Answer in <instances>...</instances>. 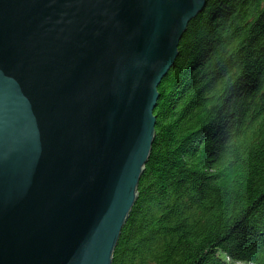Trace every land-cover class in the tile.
<instances>
[{
    "label": "water",
    "instance_id": "water-1",
    "mask_svg": "<svg viewBox=\"0 0 264 264\" xmlns=\"http://www.w3.org/2000/svg\"><path fill=\"white\" fill-rule=\"evenodd\" d=\"M205 3L0 0V264H112Z\"/></svg>",
    "mask_w": 264,
    "mask_h": 264
},
{
    "label": "trees",
    "instance_id": "trees-1",
    "mask_svg": "<svg viewBox=\"0 0 264 264\" xmlns=\"http://www.w3.org/2000/svg\"><path fill=\"white\" fill-rule=\"evenodd\" d=\"M178 51L112 264H264V0H206Z\"/></svg>",
    "mask_w": 264,
    "mask_h": 264
},
{
    "label": "rangeland",
    "instance_id": "rangeland-1",
    "mask_svg": "<svg viewBox=\"0 0 264 264\" xmlns=\"http://www.w3.org/2000/svg\"><path fill=\"white\" fill-rule=\"evenodd\" d=\"M206 4V3H205ZM205 6V5H204ZM199 13V12H198ZM188 26V25H187ZM187 28V27H186ZM186 30V29H185ZM185 32V31H184ZM184 34V33H183ZM183 36V35H182ZM182 38V37H181ZM179 45V44H178ZM168 72V71H167ZM154 141V140H153ZM145 165V164H144ZM142 174V173H141ZM141 177V176H140ZM123 227V226H122ZM122 229V228H121ZM121 232V231H120ZM120 236V235H119ZM119 239V238H118ZM240 262H242V261H236L235 262V264H240ZM244 264H254V263H252V262H244Z\"/></svg>",
    "mask_w": 264,
    "mask_h": 264
},
{
    "label": "bare ground",
    "instance_id": "bare-ground-1",
    "mask_svg": "<svg viewBox=\"0 0 264 264\" xmlns=\"http://www.w3.org/2000/svg\"><path fill=\"white\" fill-rule=\"evenodd\" d=\"M160 94V93H159ZM240 264H244V262H240Z\"/></svg>",
    "mask_w": 264,
    "mask_h": 264
}]
</instances>
